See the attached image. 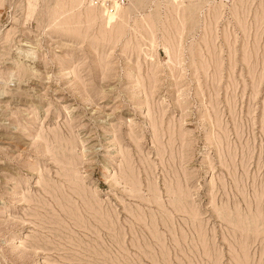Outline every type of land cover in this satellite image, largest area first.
<instances>
[{
	"label": "rangeland",
	"instance_id": "1",
	"mask_svg": "<svg viewBox=\"0 0 264 264\" xmlns=\"http://www.w3.org/2000/svg\"><path fill=\"white\" fill-rule=\"evenodd\" d=\"M0 264H264V0H0Z\"/></svg>",
	"mask_w": 264,
	"mask_h": 264
}]
</instances>
